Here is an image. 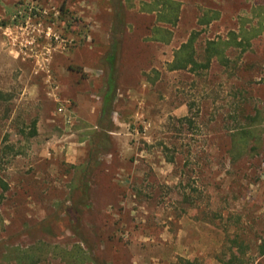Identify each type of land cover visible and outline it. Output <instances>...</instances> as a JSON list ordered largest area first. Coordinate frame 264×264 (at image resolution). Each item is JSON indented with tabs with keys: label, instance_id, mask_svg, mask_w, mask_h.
Masks as SVG:
<instances>
[{
	"label": "rangeland",
	"instance_id": "1",
	"mask_svg": "<svg viewBox=\"0 0 264 264\" xmlns=\"http://www.w3.org/2000/svg\"><path fill=\"white\" fill-rule=\"evenodd\" d=\"M0 93V264H264V0H0Z\"/></svg>",
	"mask_w": 264,
	"mask_h": 264
},
{
	"label": "trees",
	"instance_id": "2",
	"mask_svg": "<svg viewBox=\"0 0 264 264\" xmlns=\"http://www.w3.org/2000/svg\"><path fill=\"white\" fill-rule=\"evenodd\" d=\"M160 20L164 22H170L172 24L175 23L176 15H162L158 16ZM212 18V17H211ZM210 17H207L203 20L205 23H208L211 20ZM162 32L160 29H156L154 36L159 37L158 34ZM157 34V35H156ZM166 39V37H165ZM193 34L188 38V40L180 45V47L175 51L174 58L171 63L168 65L169 69H180L186 68L188 65L190 66H199L197 61L194 59V49H193ZM229 40H209L207 41V45L205 47L206 53V66L210 61L212 56H222L225 48L230 46L232 43L236 45H241L240 41L235 43V36ZM1 97V93H0ZM258 127L257 125L249 124L240 126L235 129L232 134L231 140V150L237 155H241L247 151H253L256 148V144L259 143L260 136L257 134ZM252 142V145H249ZM0 186L2 188H6V184L0 178ZM83 195L87 192V184L83 183L82 185ZM83 202L82 199L78 201ZM5 250L2 253V257L4 259H10L17 263H26V264H36L38 261L47 258V256L51 257H59L65 264H96L93 256L90 251L82 250L80 244H74L70 248L61 247L58 245H49L46 243H37L31 244L26 247H22L20 245H5ZM260 253L264 254V244L260 247Z\"/></svg>",
	"mask_w": 264,
	"mask_h": 264
}]
</instances>
